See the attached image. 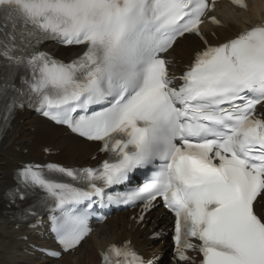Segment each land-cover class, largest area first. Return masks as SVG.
I'll use <instances>...</instances> for the list:
<instances>
[{"label":"snow or ice","instance_id":"6c2138e0","mask_svg":"<svg viewBox=\"0 0 264 264\" xmlns=\"http://www.w3.org/2000/svg\"><path fill=\"white\" fill-rule=\"evenodd\" d=\"M215 4L0 0V134L31 108L108 154L95 168L28 163L17 171L9 205L33 197L19 219L38 231L46 212L57 245L32 244L33 253L57 262L74 253L93 231V204L139 207L133 219L143 224L159 200L174 216L178 264H197L189 253L198 264H264V23L210 44L201 25ZM186 34L202 47L177 76L162 53ZM46 42L82 50L64 62L43 50ZM145 169L142 186L106 191ZM100 258L152 264L131 241Z\"/></svg>","mask_w":264,"mask_h":264},{"label":"bare ground","instance_id":"6f19581e","mask_svg":"<svg viewBox=\"0 0 264 264\" xmlns=\"http://www.w3.org/2000/svg\"><path fill=\"white\" fill-rule=\"evenodd\" d=\"M211 15L216 16L222 25L206 23L202 29L210 43L218 44L264 22V0H247L246 9L221 2ZM200 47L202 42L193 36H185L174 45L169 57L176 64L177 73L190 63L194 52ZM55 49L65 58L77 53L75 49ZM44 148L59 152L54 156H46ZM97 148V145L30 114H21L17 118L13 130L0 143V264H100L102 250L125 240H131L150 260L164 253L170 242L167 239H152V234H165L169 229L171 218L162 209L149 212L143 224L133 219L138 214L135 211L114 215L98 226L75 253L66 255L59 262L41 253H33L29 243L40 240L37 231L13 222L12 217L5 214L8 203L4 200V193L14 185V171L20 164L45 159L69 166L92 164L90 158L95 155ZM22 236H27L29 242L20 239Z\"/></svg>","mask_w":264,"mask_h":264}]
</instances>
